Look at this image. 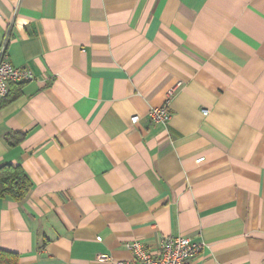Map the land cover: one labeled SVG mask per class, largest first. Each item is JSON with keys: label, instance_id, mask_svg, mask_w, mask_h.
Instances as JSON below:
<instances>
[{"label": "crops", "instance_id": "obj_1", "mask_svg": "<svg viewBox=\"0 0 264 264\" xmlns=\"http://www.w3.org/2000/svg\"><path fill=\"white\" fill-rule=\"evenodd\" d=\"M4 37L34 73L0 107V165L32 182L0 198L18 264L179 235L190 264H264V0H0Z\"/></svg>", "mask_w": 264, "mask_h": 264}, {"label": "built area", "instance_id": "obj_2", "mask_svg": "<svg viewBox=\"0 0 264 264\" xmlns=\"http://www.w3.org/2000/svg\"><path fill=\"white\" fill-rule=\"evenodd\" d=\"M7 41V37H4L0 43V97L6 95L11 83H21L34 78L31 68L19 67L8 60ZM148 116L152 122L166 123L170 118V111L165 103L150 108ZM138 120V115H132L130 118L132 124ZM200 160L202 157L198 158V161ZM126 248L132 255L130 261L114 260L108 255H99V257L109 261L110 264H190V261L199 253L201 245L188 237L179 235L164 237L156 252L150 251L138 239L128 241Z\"/></svg>", "mask_w": 264, "mask_h": 264}, {"label": "trees", "instance_id": "obj_3", "mask_svg": "<svg viewBox=\"0 0 264 264\" xmlns=\"http://www.w3.org/2000/svg\"><path fill=\"white\" fill-rule=\"evenodd\" d=\"M22 83H11L6 95L0 97V107L13 101L21 94ZM22 137V136H21ZM32 182L20 165H0V198L10 197L15 201L25 198ZM0 264H18V254L0 248Z\"/></svg>", "mask_w": 264, "mask_h": 264}]
</instances>
